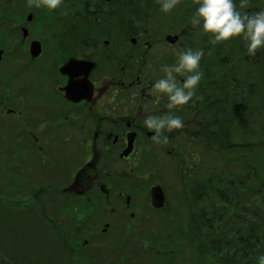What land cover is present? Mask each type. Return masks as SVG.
<instances>
[{"label":"rangeland","instance_id":"rangeland-1","mask_svg":"<svg viewBox=\"0 0 264 264\" xmlns=\"http://www.w3.org/2000/svg\"><path fill=\"white\" fill-rule=\"evenodd\" d=\"M86 1L63 0L60 7L49 9L45 6L37 8L33 5L29 7L28 0H0V49H3L6 55L4 62L0 65V264H87V254L97 256L96 250L101 245L104 247L111 239L121 238L120 233L126 236L127 229H122L119 232L124 227L122 214L125 209L116 208L114 213L113 210L110 212L98 210L94 213L93 207H90V211L94 216L91 218V213L87 211L88 205L85 202H74L60 195L68 187V183L66 184L60 179L66 175V170L61 169V163L55 160H65L66 165L64 167L68 168L67 173L72 175L71 166H73V162H81V159L78 156L75 157L77 154L76 150L71 148L70 144L68 145L64 142L65 139L62 137L64 128L62 126L56 127L54 133H42L44 129L43 125H40L43 108H46L48 114L54 111L50 106V102H60L56 92V81L61 80L65 83L67 80L65 74H61L62 64L73 57L72 55H75L74 57L76 58H85L90 53L87 49L86 42L88 37L86 34L93 27L92 21L88 19V8L92 4L85 6L87 4ZM185 1L188 2L189 0H180L179 5L170 12L162 11L161 4L157 0H115L113 3H104L105 9L109 11L108 16L111 17L110 23L107 24L105 29H112V24L115 22L113 20L116 19L121 32L125 31L126 28H128L127 33L129 34H133L136 31L138 33L143 32L146 36L148 32L153 49L156 50L155 45H163L162 51H166L167 48H165V44L162 41L164 37L161 33L164 28H172L175 22L176 28L186 27L185 34H181L182 46L185 47V44H189L188 38L190 35L198 33L195 38L203 40V37L198 36L206 33L202 29V23L199 27H197L198 25L193 26L191 15H188L186 20L181 19L179 10L185 4ZM194 1L196 2V0ZM91 2L97 3L98 0H91ZM153 3L154 5L152 6ZM247 6L262 7L264 9V4L262 2L257 3L255 0H249ZM246 8L249 9V7H245L240 10L246 11ZM85 16H87V20L84 19ZM108 16H106V19ZM21 25H25L29 30V36L24 43L22 42ZM200 29L202 30L199 31ZM174 31L173 34H177ZM34 40L36 41L34 42ZM33 43H40L41 45V53L37 59L33 55L32 59L28 52L30 50L29 46L33 45ZM238 43L242 46L245 41L241 39ZM234 48L231 47V50L234 51ZM263 49L264 47L257 50L252 64H260L258 61L262 56L259 55V52ZM236 52L239 51L236 50ZM161 55H167V53L163 52ZM228 57L232 59V56L229 55ZM163 58L166 59L167 57L163 56ZM233 60H236V58ZM222 61L224 62V59ZM68 63L65 67H67ZM162 68L156 70L148 68L147 74L150 76L154 75L159 80L165 76ZM18 70H21L24 75L26 73L21 80L19 75L22 76V74L18 73ZM124 75L123 73L116 74L114 80L116 84ZM174 75H176V78L181 76L175 73ZM41 78H46L47 85H40ZM200 86L205 93H210L204 84H200ZM25 90H28L31 100L30 113L21 109L23 101L28 104L26 98L21 95V92ZM18 96V100L13 102L12 100H15ZM47 97L52 100H48ZM211 101L213 100H208L207 102L210 110H205V112H209L207 113V116H209L207 120L210 121L212 118V122H215V117L220 113L217 110H212ZM163 103L165 108L167 106L166 100ZM217 103L221 102L217 101ZM227 104H230L229 101ZM221 105L224 107L222 103ZM156 107V114L158 116L163 115L160 100ZM242 109L244 108L242 107ZM245 109H248V107ZM12 111H15V113H12ZM152 111H154V108ZM221 116L224 120L230 121L231 124L235 123L234 127L237 130L240 129L243 116L237 118H234L231 114H221ZM244 116L247 129L245 127L242 128L243 143L251 140L249 135L251 130L249 120L251 116L248 112H245ZM29 121L30 123L27 124ZM257 123V130L261 136L264 128H260L259 124L264 125V117L261 120L259 119ZM174 130L176 129L172 131ZM71 132V130L69 132L66 131V134L72 136ZM168 132L166 129V134ZM255 140H257L256 137ZM68 142L74 145L77 140H68ZM247 144L249 143L247 142ZM258 144L253 147L254 149L252 148L253 150L250 149L245 152L246 155L242 150L236 153H228L227 155L228 159L232 157V160L236 162L232 164L234 167L229 172V176L235 177L239 175V181H242V184L240 183L242 186L237 193H233L236 200H238L237 207L233 208V210L224 209L226 211L231 210V213H227L226 216L227 220L232 221L234 224L224 228L225 238L217 240V245H220L221 249H224V246L238 247L239 252L235 255L233 262L228 260L231 256H224L221 258L220 264H233L243 258L242 246L247 241L246 238L241 241L227 240L226 238L231 235V232L237 226L241 229L243 228L246 223L245 218H248L247 226L253 222L256 224H259L258 221L263 222L264 195L262 197L259 195L264 194V189L262 190L261 188L258 194L252 189L255 186L254 165H257L256 169L259 176L264 174V161L262 158L264 156V143L260 142ZM199 151L200 149L192 151V156L196 158V161H201ZM74 157L75 159L68 163V160ZM235 157L237 159L243 157L244 160H247L244 162L241 159L243 162H240L238 172L234 171L235 165H239ZM218 158V156L209 152L205 158L206 163L203 165L190 164V166L198 167L199 165L200 172H202V166L205 165L223 169L225 166L220 164L221 161ZM248 161L254 163L248 165ZM151 164H144L145 172ZM249 166H254V171ZM228 171L229 167L224 173ZM243 174H246V176L242 177ZM203 175L205 176L204 172ZM69 177L70 175L66 176L67 180ZM124 178L126 179L115 184L116 187L127 186L132 176H124ZM177 181L178 176L173 168L164 163L155 167L153 179H137L135 182L136 188L134 186L135 191L133 192L137 197V205L131 207L134 209L132 210L133 214H131L132 211L129 212L127 219L136 221L137 225L141 224V226L149 228V235L153 229L163 232V225L167 217L162 214L151 213L153 211L152 206H146L149 204L147 202L148 192L154 185L160 184L166 189L168 199L173 200L176 191L182 190V187L180 188L177 185ZM239 181L237 182L239 183ZM230 183H232V180L227 181V185ZM257 185H260V180H258ZM132 187L133 185L129 188L131 189ZM57 188L61 189H58L60 193H56ZM192 188L193 186H190V189ZM105 203L108 207L112 205L97 196V194L91 201V204L97 206H105ZM72 206L80 208L86 214L82 215L84 212L80 215L76 214L72 210ZM145 207L147 210L144 212ZM130 214L131 217L129 216ZM63 215H68V217L61 218ZM182 216L184 217V214ZM211 216L208 219L218 220L217 225L211 227L212 231L219 230V214L211 212ZM90 220H92V224L89 223ZM82 221L87 224L85 229L90 227L92 230L98 229L100 224L109 221L113 222L114 225L113 228L107 229L106 234L101 232L97 238L91 239L88 244L86 241L84 242L85 237L79 239L81 253L77 256L74 252L76 245L74 241L79 231L77 226L72 230L70 225ZM169 227L173 226L169 224ZM61 229L68 234L65 239L73 244L72 251L66 249ZM81 231L84 236L88 235L87 230L86 232L82 228ZM71 232L73 233L72 237L69 236ZM247 237L249 236L247 235ZM139 261L141 264H150L149 256L144 252Z\"/></svg>","mask_w":264,"mask_h":264},{"label":"flooded vegetation","instance_id":"flooded-vegetation-1","mask_svg":"<svg viewBox=\"0 0 264 264\" xmlns=\"http://www.w3.org/2000/svg\"><path fill=\"white\" fill-rule=\"evenodd\" d=\"M114 1L98 0L97 3H93L91 0L86 1V5L92 4L88 8V19L92 21L93 27L86 34L88 37L86 42L87 49L90 53L85 58H76L74 57L75 55H72L73 57L62 64L61 74H65L67 80L65 83L61 80L56 81L58 88H56V92L60 102H50V106L54 109L53 112L51 111L52 114H50L51 112L47 114L46 108H43L40 122L44 129L42 133H54L56 127L62 126L64 128V135L62 136L65 139L64 142L68 145L70 144V147L76 150L77 154L75 157L78 156L81 159V162H73V166H71L72 175L67 173L68 168L64 167L66 165L65 160H57V162L61 163V169L66 170V175L60 178L66 184L68 183V187L62 192L63 197L74 202H78L79 199L88 202L91 195L98 194L104 201L112 204L110 205L111 207H108L105 203L109 211L113 210V213L116 208L131 212L133 210L131 207L137 205V197L133 194L135 191L134 185L131 189L129 187L137 179H153L155 176V171L153 170L144 171V164L152 163L149 168L155 164H178L179 166L176 168L182 167L181 174H175L178 176L177 185L181 188L183 180L189 174V170L193 168L190 164L203 165L206 163L207 154L209 152L213 154L209 148L213 146L218 148L222 145L223 139L222 125L215 126L218 140L213 139L211 136L213 131H209V128H212L213 125L208 124L206 119L208 117L207 112H205L207 110L206 99L201 100L200 96L202 94H196L197 92L205 93L204 91L197 90L196 95L188 104L174 109H169L167 106L164 108V100H166V105L169 103L165 94H155L152 91L158 79L154 75L150 76L147 74L148 68L156 70L161 69L165 65H176L178 62L177 54L182 50L192 49L191 43L185 44V47L182 46L181 34L184 35L186 29H177L173 24L172 28L162 30L161 35L164 37L162 41L167 50L162 51L163 45H155L156 50H154L148 32H145L146 36L143 32L138 33L136 31L133 34H129L127 33L128 28L121 32L116 21L113 22L112 29H105L107 24L110 23L111 17L108 16L109 11L105 9L104 3H113ZM254 12V8L250 10V13ZM106 16H108L107 19ZM84 19L87 20V16ZM199 26L201 25L197 27ZM121 27L125 28L124 26ZM20 29L22 31V42L24 43L29 36V30L25 25H21ZM173 30L177 34L174 35ZM168 37L172 38V40H169ZM29 49L28 52L32 58V45L29 46ZM261 51H264V49ZM0 52L1 65L6 55L3 49H0ZM163 52H166L167 55H161ZM163 56L167 58L165 59ZM262 58L264 59V56ZM72 59L90 62L94 67L90 71H79L76 69V72H72L69 70L70 68L65 67ZM222 59L223 55L219 50L205 53L200 61L199 70H204L206 60L212 65L220 66ZM262 60H259L258 63L262 62ZM238 61L240 60L238 59ZM250 63L252 67H255L252 61ZM18 73L22 74V76L19 75L20 80L26 75L21 70H18ZM118 73L125 75L116 84L114 80ZM85 79L92 87L90 98L70 101L64 90L69 81L72 80L77 83ZM176 79L183 84L185 76H178ZM222 80L217 78L215 82L222 83ZM202 84L213 86L210 83ZM40 85H47L46 78L40 79ZM206 88L208 87L206 86ZM215 88H217L216 90H221L222 86L218 85ZM21 95L28 101V104L23 101L21 109L30 113L31 100L28 90L22 91ZM18 98L19 96L12 101L16 102ZM47 99L52 100L48 97ZM159 100L163 110V115L161 116L169 114L179 115L184 126L168 132V134H166V129L162 130L160 142H156L153 139L156 135L155 131L148 129L144 124V120L148 116H158L156 114V106H158ZM204 102L205 106L202 108L201 106ZM153 108L154 111H152ZM244 111L250 114L256 110L254 107H248ZM12 113H15V111H12ZM249 122L252 124L253 120L251 121L250 118ZM29 123L30 121L27 122V124ZM69 130L72 131V136L66 134V131L69 132ZM31 133L30 135L33 136ZM199 135L201 136L200 140H198ZM165 137H167V143L164 142ZM189 137L192 140L185 142V139ZM68 140H77V143L73 145ZM193 149L195 151L200 149L201 161H196V158L192 156ZM75 157L69 159L68 163ZM68 175L70 177L67 180L66 176ZM130 175L132 179L127 186L116 187V183L126 179L124 176L129 177ZM218 184L223 186V181ZM105 191L109 195L105 194ZM215 191L220 190L216 189ZM147 202L149 204L146 206L150 207V196H148ZM166 203H168V196ZM201 207L206 213L219 214L220 227L218 235L219 239H224V228L234 223L223 216V211L226 207L223 206L222 201L218 198L204 197ZM235 207L237 205L228 207V209L233 210ZM72 209L76 210L77 208L72 206ZM131 214H133V211ZM205 221L208 222V219L206 218ZM107 224L109 225V223ZM241 232V228L237 226L227 238L241 241L245 238L244 235H241Z\"/></svg>","mask_w":264,"mask_h":264},{"label":"trees","instance_id":"trees-1","mask_svg":"<svg viewBox=\"0 0 264 264\" xmlns=\"http://www.w3.org/2000/svg\"><path fill=\"white\" fill-rule=\"evenodd\" d=\"M255 1H257V3L262 2L264 4V0ZM236 3L239 6L240 0H236ZM153 5L154 3L152 6ZM85 6L88 5L85 4ZM197 7L198 4L194 0H189L188 2L185 1V4L179 10L181 19L186 20L188 15L193 16ZM247 7H249V9L254 8L255 12L264 10L262 7ZM249 9L246 8V12H249ZM155 12H157V10H155ZM113 21L117 22L116 19ZM182 27L181 29H186V27ZM164 30L166 29L164 28L163 31ZM197 35L198 33H194L188 38L189 44L191 43L190 46L192 47V50L195 51L202 49L204 54L219 50L222 52L224 59V62L222 61L220 66L212 65L208 60L205 61V68L207 69L204 68L202 71L204 75L196 88L195 93L197 90L204 91L200 86L202 83H210L213 85H206L208 87L207 89L210 91L209 94L202 92H197L196 94H202L200 96L201 100L206 99L205 102L207 104V110H210L207 103L208 100H213L210 102L211 107H213L212 110H217L218 113H220L215 117V122H212L213 119L211 118V120L208 121V124L213 125L212 128H209V131H213L211 136L215 140H218L215 126H223L222 145L218 148L217 146H213L209 149L213 152V155L220 158V164H224L225 167L220 169L219 167H207L205 165L206 168L203 169L205 166H202V172H200L199 165L198 167L193 165L194 167L189 170V174H187V177L183 180L182 190L176 191L174 199H168V203H166L165 207L160 209L159 212L154 209L151 212L152 214L158 213L167 217L165 218L166 221L163 225V232L153 229L149 235V228L141 226V224L137 225L136 221H129V219H127L129 212L124 211L122 214L124 227H122L119 232H121L122 229H127L126 236H123L120 233L121 238L111 239L104 247L101 245L100 248L96 250L97 256L87 254V264H141L139 259L141 258L143 252L149 256L150 264H220V260L224 256H231L228 260L233 262L235 255L239 252L238 247L224 246V249H221V246L217 245V240H219L218 230L212 231L213 229H211V227H215L218 220L208 219L209 217H212L211 212L206 213L201 206L203 204L204 197L220 199L223 206L227 209L228 207L235 206L238 203V200H236L233 193H237L239 189H241L242 181H239V175L235 177L229 176V172H231L234 167L232 164L236 162L232 160V157L231 159H228L227 155L228 153H236L240 150L244 151L245 154V152H248L255 145H259L258 143H264V131L260 136L257 130V122L259 119L261 120L264 117V61L260 58L259 60H262V62H260V64L255 63V67H252L250 61H252L254 57L248 54L246 43L242 44V46L238 43L239 40L241 41L242 37H235L234 39L219 42L214 45L210 43L213 39L210 33L198 36L203 37V40L205 41L196 39L195 37ZM231 47L234 48V51L231 50ZM236 50L239 52H236ZM259 53L260 56H264V51L260 50ZM229 55L232 56V59L228 57ZM234 58H236V60H233ZM238 59L240 61H238ZM248 64L252 68H250ZM217 78L223 79L221 81L222 83L215 82ZM218 85L222 86L221 90H216L217 88H215V86ZM242 88L243 90H241ZM217 101H220L225 108L222 107L221 103H217ZM228 101L230 104H227ZM205 102L202 104V108H204ZM242 107L244 109L246 107H254L256 110L255 112L250 113L251 121L253 120V122L250 125L251 130L249 132L251 140L247 141L249 144H247V142L243 143L244 137L242 135V128L245 127L247 129L244 116V113L247 111H244ZM221 114H231L234 118L243 116L240 129L237 130L234 127L235 124H231L230 121L224 120ZM208 117H206V119ZM259 126L260 128H264V125L259 124ZM255 137L257 140H255ZM200 139L201 136L199 135L198 140ZM191 140L192 138L189 137L185 139V142ZM262 158L264 161V156H262ZM235 159L239 165H235L236 168L234 171L238 172L240 162H246L247 160H244L243 157H239L238 159L235 157ZM241 159L243 161H241ZM55 161L57 162V160ZM247 163L250 165L254 162L248 161ZM45 165L48 166L46 163ZM159 165L160 164H155L154 166L148 168L147 171H155V167ZM168 165L173 168L175 173L178 175L181 174L182 167H179V169L176 168L179 166L178 164ZM254 166L255 180H253L255 186L252 189L258 194L261 188L262 190L264 189V174L263 176H259L256 169L257 165ZM254 166L249 167L254 171ZM227 167H229V171L224 173ZM203 172L205 173V176L203 175ZM245 176L246 174L242 175V177ZM228 180H232V183L229 185H227ZM258 180H260L259 186L257 185ZM221 181H223V186H219L218 184ZM237 181H239V183ZM132 185L136 188L135 182ZM190 186H193V188L190 189ZM58 189L60 188H57L56 193H60ZM216 189H219L220 191H215ZM60 195L63 197L62 193H60ZM263 195L264 194L259 196L262 197ZM93 198H95V194L90 196V201L88 202L83 199H79V201L85 202V204L88 205L87 211L91 213V218L94 216L90 211V207H93L94 213L98 210H103L105 212L109 211L106 204L105 206L91 204ZM146 210L147 208L145 207L144 212ZM231 210H224L223 216L227 217L226 214H230ZM74 212L80 215L84 211L77 208ZM85 214V212L82 213V215ZM183 214L184 217L182 216ZM129 216L131 217V215ZM63 217L67 218L68 215H63L61 218ZM206 218L208 219V222L205 221ZM245 220L246 223L244 226L242 225L243 228L241 229V235H244L247 240L242 246L243 258L233 264H259V257L264 255V218L262 219L263 222L258 221L259 224L253 222L248 226V218H245ZM84 222L85 221L72 223L70 225L72 230H74L77 226L79 231L74 241V243H76L74 252L77 256L81 253V244L79 239L85 237L86 239H84V242L88 241V244L91 239L99 235V228L92 230L89 227L88 229H85L87 224ZM91 222L92 220H90L89 223ZM109 223L113 228V222L109 221ZM169 224H171L174 228L169 227ZM82 228L83 230L88 231H86L88 233L87 236L82 234ZM61 232L64 235L66 249L68 251H72L73 244L65 239L68 234L63 232L62 229ZM72 235L73 233L71 232L69 236L72 237ZM247 235L249 237H247ZM226 239L230 240L228 238ZM83 247H85V245H83Z\"/></svg>","mask_w":264,"mask_h":264},{"label":"clouds","instance_id":"clouds-1","mask_svg":"<svg viewBox=\"0 0 264 264\" xmlns=\"http://www.w3.org/2000/svg\"><path fill=\"white\" fill-rule=\"evenodd\" d=\"M63 0H28L29 7L35 5L39 8L45 6L56 9L61 6ZM161 4V10L170 12L180 3V0H157ZM198 7L194 12L191 23L193 26L201 25L206 33H210L212 44L228 41L234 37H242L246 43L250 56H256L257 50L264 47V10L249 13L241 11L247 7L249 0H240L239 6L236 0H196ZM178 62L173 66H163L165 76L157 80L153 86V93L165 94L169 103L167 107L174 109L189 103L195 96V90L203 78L200 71V61L204 55L203 50L187 49L178 54ZM185 76L183 84L179 83L176 75ZM144 124L156 135L153 139L160 142L162 130L169 132L182 128L183 121L174 115L148 116ZM167 143V137L164 138ZM259 264H264V255L259 257Z\"/></svg>","mask_w":264,"mask_h":264},{"label":"water","instance_id":"water-1","mask_svg":"<svg viewBox=\"0 0 264 264\" xmlns=\"http://www.w3.org/2000/svg\"><path fill=\"white\" fill-rule=\"evenodd\" d=\"M168 39L172 40V38L168 37ZM40 43H33L32 45V55L33 57H38L41 53V47ZM1 54V52H0ZM94 67L93 64L87 61H76L74 59L70 60L67 68L72 71L76 72L79 71H90ZM77 69V70H76ZM66 96L70 101H78L82 99H88L90 98V95L92 93V87L90 83L85 79L80 82H73L72 80L69 81L68 85L65 87ZM75 97V98H74ZM152 197H153V204L156 207H162L163 201H164V194L160 187H156L152 191ZM159 200V201H158Z\"/></svg>","mask_w":264,"mask_h":264}]
</instances>
